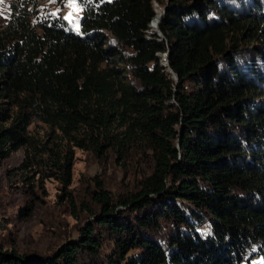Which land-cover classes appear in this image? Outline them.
<instances>
[{
    "label": "trees",
    "instance_id": "16d2710c",
    "mask_svg": "<svg viewBox=\"0 0 264 264\" xmlns=\"http://www.w3.org/2000/svg\"><path fill=\"white\" fill-rule=\"evenodd\" d=\"M35 2L0 25V158L22 147L72 212L71 147L142 168L122 192L94 178L54 251L0 264H264V0H77L79 32Z\"/></svg>",
    "mask_w": 264,
    "mask_h": 264
},
{
    "label": "rangeland",
    "instance_id": "374dc122",
    "mask_svg": "<svg viewBox=\"0 0 264 264\" xmlns=\"http://www.w3.org/2000/svg\"><path fill=\"white\" fill-rule=\"evenodd\" d=\"M9 1L0 0V25L8 18ZM31 10L35 13L33 21L41 16L58 14L67 21L71 31L79 32L81 6L77 0H36ZM158 13L159 9H156L157 19ZM155 26L154 20L150 27ZM28 129L43 137L47 125L32 121ZM71 149V180L67 189L77 199L78 210L75 212L63 199L58 178L36 171L24 175L17 168L23 156L22 147L0 158V249L51 253L61 242L75 236L78 226L87 220V210L79 207V201L85 202L87 208H96L90 197L94 178L101 180L110 193L122 192L135 184L142 168L141 165L133 168L134 164L124 168V162L117 161L110 153L97 157L89 150L75 146ZM251 261L259 262L260 257L256 255Z\"/></svg>",
    "mask_w": 264,
    "mask_h": 264
},
{
    "label": "water",
    "instance_id": "95a60500",
    "mask_svg": "<svg viewBox=\"0 0 264 264\" xmlns=\"http://www.w3.org/2000/svg\"><path fill=\"white\" fill-rule=\"evenodd\" d=\"M157 4H156V2L154 1L153 2V8H154V10H156V9H160V11H159V13H158V15L160 16L161 15V13H162V11L164 10V7H162V8H160L158 5L156 6ZM159 18V17H158ZM157 22H158V19H157V21H156V26L154 27V28H157ZM157 32V31H156ZM159 33V32H158ZM162 58H163V60L164 61H161V63L162 64H166L167 63V58H166V56H167V52L165 51V52H163L162 53ZM167 70H169V68H167ZM170 71V70H169ZM171 72V71H170ZM172 74V76H173V73H171Z\"/></svg>",
    "mask_w": 264,
    "mask_h": 264
},
{
    "label": "bare ground",
    "instance_id": "6f19581e",
    "mask_svg": "<svg viewBox=\"0 0 264 264\" xmlns=\"http://www.w3.org/2000/svg\"><path fill=\"white\" fill-rule=\"evenodd\" d=\"M159 11H160V9H159ZM155 12H156V10H155ZM157 16L159 17V15H157ZM156 19H157V17H156V18L154 17V20H155V21H157ZM152 23H153V22H152ZM152 23H151L150 25H152ZM162 56H163V55H162ZM162 56H161V60L164 61L163 58H162Z\"/></svg>",
    "mask_w": 264,
    "mask_h": 264
}]
</instances>
